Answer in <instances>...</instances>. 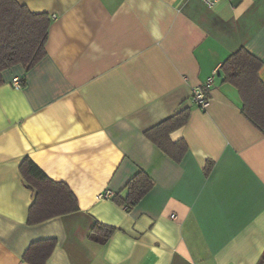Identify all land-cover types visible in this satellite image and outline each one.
Wrapping results in <instances>:
<instances>
[{
	"label": "crops",
	"instance_id": "0c3cea01",
	"mask_svg": "<svg viewBox=\"0 0 264 264\" xmlns=\"http://www.w3.org/2000/svg\"><path fill=\"white\" fill-rule=\"evenodd\" d=\"M16 1L50 24L35 65L1 71L0 264H29L42 239L56 240L45 264H264V132L219 70L243 47L264 83V0ZM186 107L169 133L187 144L175 161L144 131ZM25 157L78 209L27 223ZM139 171L154 184L129 210L99 196H124ZM94 222L115 228L105 243L88 238Z\"/></svg>",
	"mask_w": 264,
	"mask_h": 264
},
{
	"label": "trees",
	"instance_id": "16d2710c",
	"mask_svg": "<svg viewBox=\"0 0 264 264\" xmlns=\"http://www.w3.org/2000/svg\"><path fill=\"white\" fill-rule=\"evenodd\" d=\"M50 18L46 13L30 12L16 0H0V84L1 71L17 63L27 70L45 55V43ZM261 61L241 47L219 66L222 82L234 86L241 100V113L264 132V83L258 75ZM189 108H183L144 131L145 136L175 161L184 155L187 144L183 139L171 141L169 133L184 125ZM23 181L34 190L27 223L34 224L78 209L77 200L66 183L49 178L30 158L19 164ZM153 180L143 171L137 172L125 184V195L111 199L126 210L132 208L153 186ZM115 228L100 222L91 226L88 238L105 243ZM55 239L32 242L22 259L29 264H45L55 247ZM264 260V253L261 261Z\"/></svg>",
	"mask_w": 264,
	"mask_h": 264
},
{
	"label": "built area",
	"instance_id": "2783aa9c",
	"mask_svg": "<svg viewBox=\"0 0 264 264\" xmlns=\"http://www.w3.org/2000/svg\"><path fill=\"white\" fill-rule=\"evenodd\" d=\"M208 7H212L216 2L219 0H202ZM212 80V77L208 78V83H210ZM22 80L19 77H13L12 78V85L15 88L21 87ZM190 100L195 103L200 108L207 107L209 103V93L208 91L201 87V86H195L191 90ZM99 196H111V193L109 191H105L102 194H99ZM174 214H171V217H173Z\"/></svg>",
	"mask_w": 264,
	"mask_h": 264
}]
</instances>
